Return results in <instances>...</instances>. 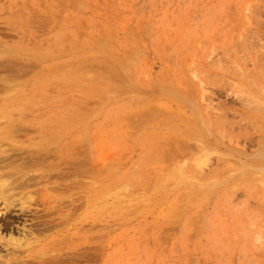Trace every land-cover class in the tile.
Instances as JSON below:
<instances>
[{"label": "rangeland", "instance_id": "rangeland-1", "mask_svg": "<svg viewBox=\"0 0 264 264\" xmlns=\"http://www.w3.org/2000/svg\"><path fill=\"white\" fill-rule=\"evenodd\" d=\"M262 46L264 0H0V263L264 264Z\"/></svg>", "mask_w": 264, "mask_h": 264}, {"label": "bare ground", "instance_id": "bare-ground-1", "mask_svg": "<svg viewBox=\"0 0 264 264\" xmlns=\"http://www.w3.org/2000/svg\"><path fill=\"white\" fill-rule=\"evenodd\" d=\"M20 18V17H19ZM27 18V17H26ZM14 19V18H13ZM19 26H20V24H19ZM15 27V26H14ZM18 27V26H17ZM19 28V27H18ZM22 28V27H21ZM20 29V28H19ZM252 42V41H251ZM254 42V41H253ZM250 43V42H249ZM247 46V45H246ZM254 46V45H253ZM248 47V46H247ZM250 47V46H249ZM263 47V46H262ZM256 48V47H255ZM264 48V47H263ZM251 50V49H250ZM260 56V55H259ZM255 58V57H254ZM257 59V58H256ZM260 59H263V57L261 58L260 57ZM259 59V61H261ZM257 61H258V59H257ZM259 61H258V65L257 66H261L260 64H259ZM264 65V64H263ZM237 67V66H236ZM256 67V66H255ZM22 68V67H21ZM259 68V67H258ZM259 69H262V70H264L262 67L261 68H259ZM201 73H202V71H201ZM258 73L260 74V71H258ZM262 73V72H261ZM264 73V72H263ZM202 77V76H201ZM208 77V76H207ZM210 77V76H209ZM208 77V78H209ZM203 78V77H202ZM214 78V77H213ZM210 79V78H209ZM215 79V78H214ZM192 80H194L193 78H192ZM209 81V80H208ZM260 110H263V109H260ZM208 113V112H207ZM194 122V121H193ZM51 125V124H50ZM48 137V136H47ZM41 153V152H40ZM30 154H32V153H30ZM34 155H36L35 157H33L32 159H22V161H21V165L22 166H24V165H32V164H37V163H40V162H42L41 160H40V157H39V160H38V158H37V155H38V153H34ZM2 156V155H1ZM30 156V155H29ZM28 158H30V157H28ZM80 163V162H79ZM19 164V163H18ZM53 165V164H52ZM82 166V165H81ZM36 171V170H35ZM31 171L30 170H28V169H24V170H18L17 171V173H18V175H19V177H20V179L19 180H16V181H12V180H8V179H6V178H2L1 176H0V200L2 201V204H3V209H4V211L6 210V211H8L9 210V208H10V206H14V207H17V206H19V211L22 213V212H24V211H26V210H29L30 209V197L28 196V195H26L25 197H21V196H19V197H16L18 200L16 201V200H12L11 198L12 197H14V195H15V190H16V187L17 186H20L21 187V189H23L24 187H26V185L25 184H23L24 183V181H27L26 180V177L28 176V174L30 173ZM209 173V172H208ZM24 177V178H23ZM29 180V179H28ZM28 184V183H27ZM23 185H25V186H23ZM23 187V188H22ZM24 190H25V188H24ZM23 190V191H24ZM28 190V189H27ZM26 190V191H27ZM24 195V194H23ZM261 195V194H260ZM15 198V199H16ZM17 203V204H16ZM1 204V203H0ZM17 206H16V205ZM48 206V205H47ZM47 208H51V205L49 206V207H47ZM1 211V210H0ZM48 212V211H47ZM3 214V213H2ZM5 214V213H4ZM1 215V214H0ZM3 216V215H2ZM67 219V218H66ZM63 221V220H62ZM17 225V224H16ZM22 226V225H21ZM17 227V226H16ZM21 228V227H20ZM22 228H23V226H22ZM24 229V228H23ZM21 230V229H20ZM27 230H30L31 231V229L29 228V229H27ZM22 231V230H21ZM24 231V230H23ZM23 231H22V233H23ZM16 232H18V231H16ZM20 232V231H19ZM23 234H26V233H23ZM9 235V234H8ZM29 235H31V234H29ZM25 236V235H24ZM22 237H18V238H14V237H9V241H10V243L13 245V246H15V247H18V248H21V247H23V244L24 243H27V242H29V239L26 237V238H22ZM4 244V243H3ZM28 244V243H27ZM49 245V244H48ZM65 245V244H64ZM26 246V245H25ZM4 247V246H3ZM59 247V246H58ZM6 247H4V249H5ZM7 249H10V248H7ZM54 250V249H53ZM7 252V251H6ZM12 252H13V250H12ZM16 252V251H15ZM19 252V251H18ZM18 252H17V254H18ZM24 252H25V250H24ZM43 252V251H42ZM58 252V262H55V260H54V262L57 264V263H59V261H60V259H62V257H61V255H62V253L61 252H59V251H57ZM23 253V252H22ZM36 253V252H35ZM35 253L33 254V255H35ZM59 253H61L60 255H59ZM17 254H15L14 253V255H17ZM43 254L45 255V253H42L41 255L43 256ZM56 254V253H55ZM8 255V254H7ZM14 255H12V256H14ZM19 255V254H18ZM18 255H17V257H18ZM39 258H41L40 257V255L39 254H36ZM4 256H5V254H4ZM9 256V255H8ZM11 256V255H10ZM9 256V257H10ZM37 256H35V259L36 258H38ZM20 257V256H19ZM22 258V257H21ZM24 258V257H23ZM6 259V258H5ZM43 259V258H42ZM20 260H22V259H20ZM53 260V259H52ZM28 261V260H27ZM31 261V260H30ZM22 262V261H21ZM32 262V261H31ZM50 262V261H49ZM4 263V262H3ZM26 263V262H25ZM41 263V262H40ZM53 263V262H52ZM61 263V262H60ZM1 264V263H0Z\"/></svg>", "mask_w": 264, "mask_h": 264}]
</instances>
